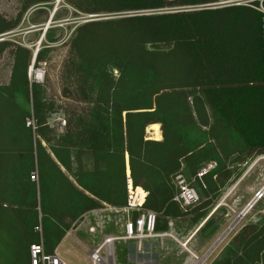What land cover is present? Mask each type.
<instances>
[{
  "label": "trees",
  "instance_id": "trees-1",
  "mask_svg": "<svg viewBox=\"0 0 264 264\" xmlns=\"http://www.w3.org/2000/svg\"><path fill=\"white\" fill-rule=\"evenodd\" d=\"M55 1L20 0L14 18L0 13V35L33 7L31 23H45ZM218 1L61 0L53 20L68 13L63 6L97 17L65 43L60 105L46 98L47 78L28 80L33 52L0 41V60H12L9 83L0 85V211L8 205L22 228L19 260L30 264V246L40 241L52 254L91 210L124 206L126 156L156 233L209 240L221 228V198L264 155V45L260 13L199 8ZM53 32L49 43L58 41ZM49 51H38L34 67ZM59 114L61 133L50 125ZM155 124L159 141L147 135ZM178 174L199 197L187 208L174 201ZM209 264H264V222L243 225Z\"/></svg>",
  "mask_w": 264,
  "mask_h": 264
},
{
  "label": "rangeland",
  "instance_id": "rangeland-1",
  "mask_svg": "<svg viewBox=\"0 0 264 264\" xmlns=\"http://www.w3.org/2000/svg\"><path fill=\"white\" fill-rule=\"evenodd\" d=\"M19 1L0 0V13L7 19L14 18L18 12ZM55 6L56 1L53 9H55ZM63 7L68 10V13H61L58 19H52L49 23L48 29L54 31L52 37L58 38V41L54 43H49L45 39L48 29L44 30V28L48 20L40 24L31 23V15L39 7L31 8L24 14L16 28L0 35V41L9 40L30 49L33 53L36 49L40 50L44 46L51 48V51L44 53V57L46 58L45 63L39 64V67H34L33 64L32 68L31 63L28 69V80L37 84H43L47 78L46 98L54 100L58 105L64 103L61 97L60 69L67 55L68 48L65 43L68 41L76 25L86 21V18L82 17V15L79 17L72 16L69 7ZM103 17L113 18L118 16H101V19ZM11 66L12 60L8 55H3L0 60V85H8ZM38 74L39 76H37ZM18 99L21 100L22 98L18 97ZM30 123V125H26L33 126L32 121ZM50 125L55 128L56 132L61 133V128L64 125L62 116L60 114L53 115L50 119ZM156 132L149 127L147 129L149 139L157 140L161 137L160 126L158 128V135H155ZM262 157L264 155L258 156L251 161L243 174V178L230 187L221 198L219 204L224 206L228 213L224 217V223L221 225V228L209 240H202L199 237L191 240L194 233H189L179 240L173 234L175 239L170 235L164 237L162 247L155 240L145 241L141 251L135 249L134 241H115L113 244L106 245L103 248L102 255L105 256L106 250L108 248L111 249L113 257L108 259L111 264H120L119 255L122 250L126 252V264H193L196 258H201L207 252L224 230L234 221L236 216L251 202L255 193L263 187L264 158ZM5 198L7 199V197ZM5 209L7 211H0V264H26L23 262L24 257L20 261L16 256L19 247L23 248L24 246L22 228L8 211V205L7 208H2V210ZM125 219V215L113 213H103L101 217L97 218L87 214L83 218V221L77 227L71 229L59 244L57 248L59 256L65 264H93L91 258L93 251L98 248L107 236H121ZM252 222L256 224L264 222V196L244 213L237 226L211 254L205 264H209L219 254L229 239L243 225ZM96 224H99V226ZM91 226L96 228V232L93 235L88 233V229ZM38 232V236H40L41 232ZM182 244H186V246L183 247Z\"/></svg>",
  "mask_w": 264,
  "mask_h": 264
},
{
  "label": "built area",
  "instance_id": "built-area-1",
  "mask_svg": "<svg viewBox=\"0 0 264 264\" xmlns=\"http://www.w3.org/2000/svg\"><path fill=\"white\" fill-rule=\"evenodd\" d=\"M229 6H247L261 14L262 41L264 45V0H220L215 3L203 5L199 8L216 9ZM85 18L90 19L91 16H87ZM30 124V122L27 123V125ZM214 167L215 164L211 163L207 167V169L203 170L198 175L201 176L207 170ZM175 183L178 188V193L174 197V201L177 202L182 208L190 207L198 202L199 197L196 190L189 184L187 179L182 174H178L175 177ZM126 193V204L124 206L113 207L107 204H103L101 208L91 210L84 215L85 217L87 214H89L95 216L96 218L99 216L101 217L103 213H113L116 215L126 216L121 236H107L104 241L98 246V248L93 251L91 255L93 264H111V262L109 263L108 259L113 257V251L108 248L105 252V256H103L102 250L106 245L113 244L115 241H134L135 249L137 251H141L143 243L145 241L155 240L157 241V244H160L162 247L164 237L170 235L175 239L171 229L166 233L155 232L156 214L153 211L144 209V202L147 196V192L141 187L133 186L128 163L126 165ZM263 196L264 185L259 191L255 193L253 199L251 200L252 206L256 202L261 200ZM134 213H137L136 218H133ZM96 225L99 226V224ZM169 226L171 228V224H169ZM36 230L40 231L39 228H36ZM95 232V227L91 226L88 229V233H90L91 235H93ZM29 260L30 264H65L62 258L59 256L57 250H55L52 254L45 253L42 241L30 246Z\"/></svg>",
  "mask_w": 264,
  "mask_h": 264
},
{
  "label": "water",
  "instance_id": "water-1",
  "mask_svg": "<svg viewBox=\"0 0 264 264\" xmlns=\"http://www.w3.org/2000/svg\"><path fill=\"white\" fill-rule=\"evenodd\" d=\"M60 1L61 0H56V6L59 4ZM56 6H55L54 11L52 12V14L49 17L48 22L45 24L44 30H47L48 29L49 23L52 20V17H53L54 12L56 11ZM95 17H97V16H91V19H94ZM38 51H39V49H36V51L33 53V56H32V66H31V68L33 67V64L35 62V58H36V55H37ZM243 176L244 175H242V177L240 179H242ZM251 206H252V202H250V203L247 204L246 208L236 216V218L234 219V221L224 230V232L219 236V238L212 244V246L207 250V252L201 257V259L204 262L211 256V254L218 248V246L227 238V236L231 233V231L240 222V220L242 219L244 213L248 209H250ZM182 246L185 247L186 245L185 244H182Z\"/></svg>",
  "mask_w": 264,
  "mask_h": 264
},
{
  "label": "bare ground",
  "instance_id": "bare-ground-1",
  "mask_svg": "<svg viewBox=\"0 0 264 264\" xmlns=\"http://www.w3.org/2000/svg\"><path fill=\"white\" fill-rule=\"evenodd\" d=\"M37 76H39V74L37 75ZM153 130H155V132H156V134L155 135H158V128H159V126L157 125V124H155V125H151L150 126ZM158 138V137H157ZM160 138V137H159ZM249 210V209H248ZM247 210V211H248ZM246 211V212H247ZM206 262V261H205ZM205 262L201 259V258H196V260H195V262L193 263V264H205Z\"/></svg>",
  "mask_w": 264,
  "mask_h": 264
},
{
  "label": "crops",
  "instance_id": "crops-1",
  "mask_svg": "<svg viewBox=\"0 0 264 264\" xmlns=\"http://www.w3.org/2000/svg\"><path fill=\"white\" fill-rule=\"evenodd\" d=\"M160 139H161V137L159 139H157V141H159ZM126 165H127V156H126ZM125 173H126V169H125Z\"/></svg>",
  "mask_w": 264,
  "mask_h": 264
}]
</instances>
